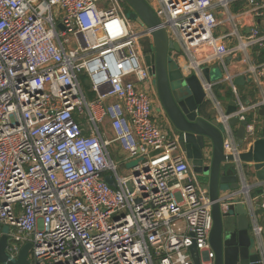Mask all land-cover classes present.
I'll list each match as a JSON object with an SVG mask.
<instances>
[{
    "label": "built area",
    "instance_id": "obj_1",
    "mask_svg": "<svg viewBox=\"0 0 264 264\" xmlns=\"http://www.w3.org/2000/svg\"><path fill=\"white\" fill-rule=\"evenodd\" d=\"M145 1L179 47L169 58L201 85L261 244L256 211L264 212V180L250 181L255 163L239 155L264 124L256 114L264 111V0ZM237 2L243 6L233 11ZM154 30L133 27L119 0H0V227L9 229V260L30 243V264H194V245L200 264H214L213 202L177 153L174 128L153 113L159 101L144 56ZM214 66L222 80L207 82L203 70ZM239 76L258 93L252 104L234 85ZM218 83L229 87L233 113L215 94ZM242 121L244 146L235 136ZM112 144L123 164L137 160L126 176L118 174ZM203 157L209 164L211 147Z\"/></svg>",
    "mask_w": 264,
    "mask_h": 264
},
{
    "label": "water",
    "instance_id": "obj_2",
    "mask_svg": "<svg viewBox=\"0 0 264 264\" xmlns=\"http://www.w3.org/2000/svg\"><path fill=\"white\" fill-rule=\"evenodd\" d=\"M123 1L130 10L129 19H138L146 27L156 28L151 35V53L144 56V62L151 67L159 104L174 128L179 148L213 202L212 228L208 241L214 254V264H264V230L259 244L251 233L247 207L242 200H238V197L243 196L238 193L240 180L233 158L223 153V138L219 128L200 116V108L205 107V97L199 81L193 75L184 78L176 67H170L172 60L168 53L170 50L179 52V47L171 42L165 30L159 27L160 21L147 2ZM203 75L206 81L210 82L208 68L203 70ZM233 82L241 95L246 77L239 76ZM235 109V103L229 101L226 112L230 114ZM260 115L264 116L263 110ZM236 123V119L229 121L231 127ZM246 123L242 121L235 134L240 146H244ZM206 147H211L209 164H205L203 157ZM239 159L244 163H255V178L264 180V124L259 138L252 141L246 151L241 152ZM104 179L110 187H114L112 176H106ZM226 203L229 206L223 210L221 204ZM7 240L6 234L0 236V264H30L31 244L23 245L17 258L9 260L6 254ZM189 253L193 263L200 264L199 253L194 245L189 248Z\"/></svg>",
    "mask_w": 264,
    "mask_h": 264
},
{
    "label": "crops",
    "instance_id": "obj_3",
    "mask_svg": "<svg viewBox=\"0 0 264 264\" xmlns=\"http://www.w3.org/2000/svg\"><path fill=\"white\" fill-rule=\"evenodd\" d=\"M239 67L242 68L241 66H239ZM211 69H212V70L210 71V78H211V73H212V72H213V73L215 72L214 67H211ZM230 72H231V74H232L233 76H237V74L240 73V70L237 69V66L234 67V66L231 65V66H230ZM211 80H212V78H211ZM221 80H222V79H221ZM213 82H214V81H213ZM216 82H219V81H216ZM222 85H225V84H223V83H218V84L214 87V91H215V94H216L217 96H219V99H220V101L223 103V105H224L225 107H227L228 104H229V101H230L231 97H230V99H227V98L225 97V90L221 89ZM225 86L228 87L227 85H225ZM241 98H242V100L244 101L245 104H252L253 102H255V101L258 100V93H257L256 89L253 88V87L247 82V80H246V82H245V85L243 86L242 94H241ZM156 109H159V114H158L157 117H159V120L161 121V123L165 126V128H171V129H172L173 127H172L171 123L169 122V120L167 119L166 115L164 114L165 117H163V118L160 117V114H161V112H162L163 110L160 109V106H159V103H158V102H155V103H154V106H153V112H154V110H156ZM163 112H164V111H163ZM260 112H261V109H258L257 112H256L257 116H259V117H261ZM164 113H165V112H164ZM200 116L203 117V118H205V119L208 120L209 122L212 121L211 116H209V115L207 114V109H206V107H205L202 111H200ZM208 117H209V119H208ZM169 133H170V132H169ZM177 153L180 154L181 151L179 150V151H177ZM248 174H249L248 176H249V180H250V181H252L253 179H255V173H254V172L248 170ZM198 182L201 184L199 178H198ZM238 198H239V199H238L239 201L242 200L241 197H238ZM256 216H257V219H258V223H259V225H260L261 228L264 230V212L261 213V211H256Z\"/></svg>",
    "mask_w": 264,
    "mask_h": 264
},
{
    "label": "rangeland",
    "instance_id": "obj_4",
    "mask_svg": "<svg viewBox=\"0 0 264 264\" xmlns=\"http://www.w3.org/2000/svg\"><path fill=\"white\" fill-rule=\"evenodd\" d=\"M119 2H121V7L123 9L124 14L126 15L129 23L133 26V27H140L142 28V23L136 19V20H132L128 18V13H129V8L128 6L123 2V0H119ZM154 6V5H152ZM143 47H147L149 44L148 40H144L143 41ZM170 67L175 68L176 65L173 62H170ZM215 72L211 73V78L212 81L216 82V81H220L222 79V71L218 66H214ZM82 88L84 90L85 95L88 97V88H89V84L88 81L86 79L83 80L82 82ZM175 88L178 90V88L175 86ZM154 115L158 116L159 114V109L154 110ZM211 123H214L213 121H211ZM215 124V123H214ZM108 138H112V136L110 135V133L107 134ZM109 152L112 154V159L119 163V169H118V174L120 176H126L128 174V172L131 170V168L137 163V160H130L129 162H126L125 164H123V159H124V154L121 153L119 147L117 144H112L109 147ZM123 164V165H121ZM0 230L2 231V233L6 234L9 229L7 227L1 226Z\"/></svg>",
    "mask_w": 264,
    "mask_h": 264
},
{
    "label": "trees",
    "instance_id": "obj_5",
    "mask_svg": "<svg viewBox=\"0 0 264 264\" xmlns=\"http://www.w3.org/2000/svg\"><path fill=\"white\" fill-rule=\"evenodd\" d=\"M242 6H243V2H237V3H235V4L233 5L232 9H233V11H238ZM225 85H226V84H225ZM225 85H222L221 89L225 90V97H226L227 99H230V97H231V92H230V90H229V87H226ZM88 97H89V98H92V94H91V93H88ZM204 108H205V107L202 106V107L200 108V111H202ZM208 119H209V117H208Z\"/></svg>",
    "mask_w": 264,
    "mask_h": 264
},
{
    "label": "bare ground",
    "instance_id": "obj_6",
    "mask_svg": "<svg viewBox=\"0 0 264 264\" xmlns=\"http://www.w3.org/2000/svg\"><path fill=\"white\" fill-rule=\"evenodd\" d=\"M263 230V229H262Z\"/></svg>",
    "mask_w": 264,
    "mask_h": 264
}]
</instances>
